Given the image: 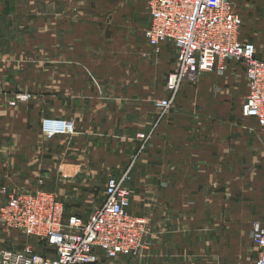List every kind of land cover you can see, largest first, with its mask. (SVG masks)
Wrapping results in <instances>:
<instances>
[{"label": "crops", "instance_id": "obj_1", "mask_svg": "<svg viewBox=\"0 0 264 264\" xmlns=\"http://www.w3.org/2000/svg\"><path fill=\"white\" fill-rule=\"evenodd\" d=\"M228 1L242 20L239 38L264 60V0ZM74 10V0H0V206L4 186L14 193L48 189L63 204L71 191L99 205L106 181L126 173L128 212L147 222L144 244L137 256L101 255L99 264H255L252 223H264V128L241 116L243 66L229 60L223 72L185 82L174 106L161 112L156 101L167 95L176 51L169 42L156 51L145 39L147 0L82 3L78 20ZM90 11L109 16L91 21ZM19 43L35 61L28 71L19 64ZM75 59L86 61L100 84ZM21 87L33 98L9 108L7 97ZM45 116L71 118L75 132L45 137ZM47 172L42 186L37 179ZM92 183L102 187L96 198ZM64 207L65 217L84 220L93 211ZM23 240L0 221V244Z\"/></svg>", "mask_w": 264, "mask_h": 264}, {"label": "built area", "instance_id": "obj_2", "mask_svg": "<svg viewBox=\"0 0 264 264\" xmlns=\"http://www.w3.org/2000/svg\"><path fill=\"white\" fill-rule=\"evenodd\" d=\"M150 22L144 29L148 44L158 51L163 42L175 47L173 70L166 79L167 95L156 101L161 112L171 109L182 85L196 82L205 72H223L229 60L240 63L248 91L240 106L241 116L264 128V60L255 45L239 38L242 24L228 0H147ZM14 102H11L13 104ZM46 137L73 134L70 119L44 118ZM139 138L147 141L144 134ZM121 179L109 178L105 199L84 220L72 213L65 217L64 204L55 193L35 190L14 194L0 206V221L27 240L44 243L42 251L30 244L0 247V264H99L107 259L137 256L144 244L147 222L128 212L130 191ZM252 241L258 248L255 264H264V223L253 221Z\"/></svg>", "mask_w": 264, "mask_h": 264}, {"label": "rangeland", "instance_id": "obj_3", "mask_svg": "<svg viewBox=\"0 0 264 264\" xmlns=\"http://www.w3.org/2000/svg\"><path fill=\"white\" fill-rule=\"evenodd\" d=\"M101 0H74V4H75V10L73 12V19L74 20H78L81 18V12H78L76 11V8L78 7V5L82 4V3H91V4H96V3H100ZM85 15V13H84ZM109 16V14H105V13H101V12H92L90 11V20L91 21H101L103 19H107ZM85 18V17H84ZM76 30V28H75ZM17 46L21 47L22 48V52L21 54H19V64H20V67H22L23 69H26V71H28L29 69H31L33 66H34V59H33V56H32V53H29L28 54H25L24 55V52L26 51V46H25V43H19ZM44 62H48V61H45L43 60L42 63ZM86 61L84 60H81V59H75L74 60V66L75 67H78V68H81V69H84L85 68V71H87V75L89 77V79L91 80V82H93L94 84H100V81L98 80V78L96 77L95 74H93L92 72H90L88 69H86L87 65H85ZM42 66L44 67H47V64H43ZM239 66H240V63H239ZM58 67H60V65H58ZM242 67V66H241ZM244 69V68H243ZM168 76V75H167ZM167 79V77H166ZM158 82H156L154 84V90H158L159 89V86L157 85ZM161 84H164V77L163 79L160 81ZM165 85H166V80H165ZM22 88V87H21ZM17 89L15 90L13 93H11L6 101H7V104H8V107L9 108H15L17 107L20 103H26L27 101L31 100L33 98V93L31 91H29L28 89ZM161 88V87H160ZM179 94V93H178ZM11 102H14L13 104H11ZM44 118H54V117H51V116H45L41 119V124H42V120ZM64 119V118H62ZM66 119H70L72 120L71 118H66ZM73 121V120H72ZM74 122V121H73ZM41 126V125H40ZM75 126V124H74ZM42 132V131H41ZM75 132V131H74ZM43 134V133H42ZM45 136V135H44ZM46 137V136H45ZM42 174V176H40V178H38V183L41 184L42 186H44V183H49V180H47L46 178V175H49V173H40ZM61 184L62 186H66L67 184L69 183H59ZM90 194L93 195L94 198L97 197L98 195V191L101 190L102 191V187H98V183H92L90 186ZM43 188L39 187V188H36V189H33V191L35 190H41ZM44 190H48V189H44ZM2 193L4 194L3 195V201L8 198L9 196L11 195H14V194H22V193H14L12 191H8L7 188L4 186L2 187ZM50 191V190H48ZM30 192V191H28ZM52 192V191H51ZM74 192H76L74 190ZM23 193H27V192H23ZM55 193V192H53ZM66 194V198H65V206L69 209L70 207L72 206H75V207H84V211L86 212H90L91 210H93L97 205V199L91 203H86V201L82 200V198H75L73 197V193L70 191V192H65ZM56 195V194H55ZM102 195V194H101ZM57 196V195H56ZM21 235V234H20ZM21 244H30L32 245L33 247H42L44 246V244L40 241H22ZM11 246V245H10ZM21 246V245H20ZM0 247H8V245H4V244H0Z\"/></svg>", "mask_w": 264, "mask_h": 264}]
</instances>
